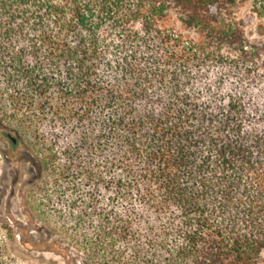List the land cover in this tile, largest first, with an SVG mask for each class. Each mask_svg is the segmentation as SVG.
Returning a JSON list of instances; mask_svg holds the SVG:
<instances>
[{
  "label": "trees",
  "instance_id": "obj_1",
  "mask_svg": "<svg viewBox=\"0 0 264 264\" xmlns=\"http://www.w3.org/2000/svg\"><path fill=\"white\" fill-rule=\"evenodd\" d=\"M246 1L0 0V137L84 264H258L264 0Z\"/></svg>",
  "mask_w": 264,
  "mask_h": 264
},
{
  "label": "rangeland",
  "instance_id": "obj_2",
  "mask_svg": "<svg viewBox=\"0 0 264 264\" xmlns=\"http://www.w3.org/2000/svg\"><path fill=\"white\" fill-rule=\"evenodd\" d=\"M250 6L251 0H247L238 7L236 15H245ZM21 130L32 145L31 131ZM30 153L20 148L13 155L8 140L0 137V181L6 184L0 203L2 264H84L83 254L64 242L52 229L57 222L53 215L55 208L45 209V221L39 215L38 206L45 204V193L39 192L40 184L31 176ZM11 156L15 159L10 160ZM50 189L48 186L46 193ZM258 264H264V249Z\"/></svg>",
  "mask_w": 264,
  "mask_h": 264
},
{
  "label": "water",
  "instance_id": "obj_3",
  "mask_svg": "<svg viewBox=\"0 0 264 264\" xmlns=\"http://www.w3.org/2000/svg\"><path fill=\"white\" fill-rule=\"evenodd\" d=\"M11 140H12V142H13V143L15 142V140H14V139H12V138H11Z\"/></svg>",
  "mask_w": 264,
  "mask_h": 264
}]
</instances>
